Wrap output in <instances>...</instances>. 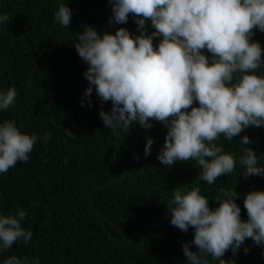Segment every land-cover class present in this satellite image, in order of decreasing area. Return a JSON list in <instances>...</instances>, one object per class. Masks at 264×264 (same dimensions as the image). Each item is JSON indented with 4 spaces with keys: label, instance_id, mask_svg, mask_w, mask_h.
Segmentation results:
<instances>
[{
    "label": "trees",
    "instance_id": "16d2710c",
    "mask_svg": "<svg viewBox=\"0 0 264 264\" xmlns=\"http://www.w3.org/2000/svg\"><path fill=\"white\" fill-rule=\"evenodd\" d=\"M64 3L72 14L69 28L55 19ZM3 14L11 18L0 24V92L14 88L17 97L0 110V124L14 121L37 140L27 162L0 173V215L23 208L22 227L32 233L27 243L17 241L0 253V264L13 255L28 264L36 259L39 264H190L183 244L193 239L194 230L184 233L170 223L167 205L175 188L198 186L213 209L220 203L214 200L219 190L234 188L241 219H248L245 195L264 191V176L245 178L238 164L209 185L195 161L164 166L157 158L167 132L163 123L150 121V129L134 123L125 134L112 131L99 115L101 108L111 110V101L102 103L95 88L90 98L84 95L88 65L75 48L78 33L90 25L100 34L119 27L139 34L131 14L126 24H110L109 0H0ZM146 29L154 30L150 21ZM159 39L153 38L154 45ZM251 39L264 49V32L255 29ZM259 72L264 74V66ZM245 135L248 145L240 143ZM148 137L154 143L145 157ZM215 143L237 161L249 147L264 167V126L247 127L231 141L221 136ZM222 258L227 264H264V245L246 239Z\"/></svg>",
    "mask_w": 264,
    "mask_h": 264
},
{
    "label": "clouds",
    "instance_id": "9594fccd",
    "mask_svg": "<svg viewBox=\"0 0 264 264\" xmlns=\"http://www.w3.org/2000/svg\"><path fill=\"white\" fill-rule=\"evenodd\" d=\"M109 3L110 24H126L131 14L139 34L124 27L100 34L85 25L75 43L79 57L88 65L83 73L89 84L84 95L90 98L95 88L102 103L111 101L110 111L101 108L99 112L104 125L125 134L134 123L145 129L152 127L150 121L163 123L167 132L158 160L168 167L177 161H195L209 185L234 172L238 164L245 178L264 176V167L258 166L251 148L247 147L237 161L215 143L221 136L231 141L247 127L264 126V74L259 72L264 66V49L251 39L255 29L264 32V0ZM10 18L0 15V24ZM55 19L69 28L72 14L65 3L56 11ZM146 21L154 29L151 33ZM155 37L160 38L158 45L153 43ZM16 97L14 88L0 92V110H7ZM65 132L74 134L68 129ZM48 139L50 135L45 134V141ZM36 140L35 133L21 132L14 121L0 124V173L18 161L27 162ZM250 142L247 135L240 141L243 145ZM153 143L148 137L145 157L151 154ZM219 192L214 200L220 203L214 209L198 186L191 190L175 188L167 205L172 226L184 233L190 227L194 230L193 239L183 244L190 264H209L208 256L227 264L222 258L225 252L231 248L235 253L246 239L264 245V191L245 195L246 221L241 219L235 189L221 188ZM26 216L23 208L15 214L0 215V253L17 241L31 240L32 233L21 224ZM4 264L28 261L13 255ZM32 264H39V260Z\"/></svg>",
    "mask_w": 264,
    "mask_h": 264
}]
</instances>
